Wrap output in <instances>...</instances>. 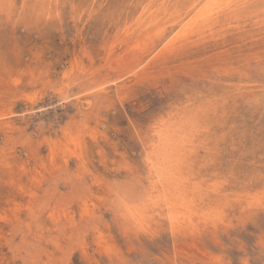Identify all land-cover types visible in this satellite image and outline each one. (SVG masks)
<instances>
[{"label":"rangeland","instance_id":"1","mask_svg":"<svg viewBox=\"0 0 264 264\" xmlns=\"http://www.w3.org/2000/svg\"><path fill=\"white\" fill-rule=\"evenodd\" d=\"M209 1L0 0V264H264V0Z\"/></svg>","mask_w":264,"mask_h":264},{"label":"bare ground","instance_id":"2","mask_svg":"<svg viewBox=\"0 0 264 264\" xmlns=\"http://www.w3.org/2000/svg\"><path fill=\"white\" fill-rule=\"evenodd\" d=\"M36 1V0H35ZM207 1V0H206ZM210 1H212V0H210ZM210 1L209 2H207V3H209L210 4ZM217 1V0H216ZM223 1V0H222ZM39 2V1H38ZM214 2V1H213ZM213 2H211V3H213ZM203 3V2H202ZM201 3V4H202ZM209 4H207V7L209 6ZM38 5V4H37ZM203 5H205V3L203 4ZM212 10V9H211ZM197 12V11H196ZM190 16V15H189ZM196 16V15H195ZM197 17V16H196ZM201 21V20H200ZM207 24V23H206ZM185 26V25H184ZM181 29V28H180ZM185 31V30H184ZM175 36V35H174ZM165 46V45H164ZM231 98V97H230ZM192 109V108H191ZM200 109V108H199ZM200 110H202V109H200ZM196 111V110H195ZM199 110H197L196 112H198ZM203 111H206V109H204ZM192 112V111H191ZM194 112V111H193ZM193 112H192V114H193ZM196 112H194V115H196V114H198V113H196ZM200 112V111H199ZM196 113V114H195ZM202 114V113H201ZM187 115V114H186ZM198 115H200V114H198ZM193 116V115H192ZM180 117H181V115H180ZM195 117V116H194ZM205 118V117H204ZM165 121V120H164ZM173 121H175V120H173ZM200 121H201V119H200ZM172 122V121H171ZM189 122V121H188ZM163 123V122H162ZM193 123V122H192ZM191 123V124H192ZM169 124V123H168ZM183 124V123H182ZM189 124V123H188ZM210 124L211 123H209L208 124V126H210ZM170 125H171V123H170ZM185 126H186V124H184ZM190 125V124H189ZM188 125V126H189ZM168 126V125H167ZM166 127V126H165ZM208 128V127H207ZM176 129H177V127H176ZM185 129V128H184ZM195 130V129H194ZM197 131V130H196ZM209 131V130H208ZM192 132H193V129H192ZM192 132H191V135L193 136V134H192ZM204 132V131H203ZM171 133V132H170ZM195 133V132H194ZM177 134V133H176ZM196 134V133H195ZM207 135V134H206ZM166 135H163V133H162V130H160L159 131V141H158V146H157V150L155 151V153L157 154L156 156H159L160 155V160H159V158H158V160H159V162H160V166L162 167L161 168V170H159V171H161V172H158L159 173V177H161V180H163V181H170L171 179H172V173H171V171H172V159L171 158H174V157H172L171 156V154H170V150H169V145H170V143H172L171 142V140L170 139H167V137H165ZM177 136V135H176ZM191 136V137H192ZM196 136V135H195ZM208 136V135H207ZM172 137V136H171ZM183 137V136H182ZM185 137V136H184ZM188 137H190V136H188ZM187 137V138H188ZM195 138V137H194ZM175 139H177V138H175ZM193 139V138H192ZM191 139V140H192ZM173 140V139H172ZM187 140V139H186ZM176 141V140H175ZM189 141V143H190V140H188ZM170 142V143H169ZM186 143V142H185ZM188 143V142H187ZM147 145V144H146ZM149 145V144H148ZM154 145H156L155 143H154ZM145 147V146H144ZM173 147V146H172ZM186 147H187V145H186ZM147 148H149V147H147ZM154 148V147H153ZM175 148V147H174ZM150 149V148H149ZM171 149V148H170ZM183 149H184V145H183ZM144 150V149H143ZM145 151H147V150H145ZM174 152V151H173ZM147 153V152H146ZM147 155V154H146ZM182 155V154H181ZM155 156V157H156ZM176 156V155H175ZM146 157V156H145ZM146 161H148L147 159H146ZM156 161V160H155ZM147 163V162H146ZM181 163V162H180ZM158 165V164H157ZM152 166L153 165H151V168H152ZM150 169V168H149ZM153 170V169H152ZM154 174H155V172H154ZM148 175H149V172H148ZM155 176V175H154ZM175 176V175H174ZM156 178H158V177H156ZM159 179V178H158ZM183 180H185V179H183ZM150 181V180H149ZM152 181V180H151ZM158 181V180H157ZM154 183V182H153ZM159 183V182H158ZM220 183V182H219ZM153 185V184H152ZM157 185H159V184H157ZM150 186V185H149ZM164 186V185H163ZM162 186V187H163ZM157 187V186H156ZM186 187V186H185ZM217 187V186H216ZM146 187H144V189H145ZM150 189V188H149ZM173 189V188H172ZM88 190V189H87ZM150 190H152V189H150ZM154 190H156V189H154ZM180 190V189H179ZM143 191V190H142ZM144 192V191H143ZM148 192V191H147ZM154 192V191H153ZM181 192V191H180ZM155 193V192H154ZM153 193V194H154ZM163 193V192H162ZM200 193V192H199ZM141 194H142V192H141ZM140 194V195H141ZM165 194V193H164ZM176 194V193H175ZM166 195H167V193H166ZM180 195H182V194H180ZM179 195V196H180ZM146 196V195H145ZM178 196V195H177ZM166 197V196H165ZM169 197H171V196H169ZM174 197V196H173ZM178 198V197H177ZM81 199V198H80ZM167 199V198H166ZM171 199V198H170ZM129 202V201H128ZM126 203V202H125ZM130 203V202H129ZM132 203H133V201H132ZM173 203V202H172ZM178 203V202H177ZM55 204V203H54ZM167 204H169V203H167ZM171 204V203H170ZM126 206H127V204H125ZM125 205H124V208H125ZM149 205V204H148ZM174 207V206H173ZM123 209V208H122ZM187 209H189V208H187ZM123 210H125V209H123ZM123 210H121V211H123ZM129 210H130V207H129ZM133 210V209H132ZM120 211V210H119ZM136 211H138V210H136ZM171 211V210H170ZM172 211H174V210H172ZM135 212V211H134ZM49 213V212H48ZM183 213V212H182ZM189 213V212H188ZM36 215V214H35ZM124 215V214H123ZM121 217V216H120ZM133 218H135L134 217V215L132 216ZM142 218V217H141ZM28 219V218H27ZM126 219H128V218H126ZM136 219V218H135ZM145 219H146V216H145ZM125 220V219H124ZM131 221H134V220H130L129 222H131ZM94 222V221H93ZM128 222V221H127ZM145 222H147V221H145ZM143 220H142V223H145ZM16 223H17V221H16ZM20 223V222H19ZM18 223V225H20ZM130 224H132V223H130ZM136 224V223H135ZM13 225V224H12ZM26 225H27V223H26ZM26 225H22V226H24V227H26ZM81 225V224H80ZM148 225V224H147ZM136 226V225H135ZM83 227V226H82ZM144 228L146 229V227L144 226ZM27 229L29 230V228L27 227ZM27 230V231H28ZM149 231V230H148ZM82 232V231H81ZM40 233V232H39ZM41 234V233H40ZM82 234V233H81ZM152 235V234H151ZM34 237V236H33ZM70 239V238H69ZM42 240V239H41ZM38 242V241H37ZM37 244V243H36ZM67 248V247H66ZM37 249V248H36ZM36 251V250H35ZM31 258V257H30Z\"/></svg>","mask_w":264,"mask_h":264}]
</instances>
